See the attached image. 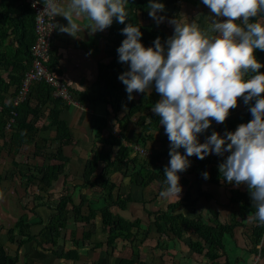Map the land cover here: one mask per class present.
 <instances>
[{
	"label": "trees",
	"instance_id": "16d2710c",
	"mask_svg": "<svg viewBox=\"0 0 264 264\" xmlns=\"http://www.w3.org/2000/svg\"><path fill=\"white\" fill-rule=\"evenodd\" d=\"M155 2L164 4V7L167 4H171L174 19L179 18L180 3L203 4L202 0H155ZM149 3L150 0H127L125 7L128 16L125 22L119 23L114 17L111 26L107 28V42L111 45V52L108 56V61L98 65L97 79L99 84H101L99 96L96 99H92L87 95V91L78 93V96H76L75 91L68 89L72 99L81 105L83 100L88 98L92 99V101L109 104L110 111L105 109V113L107 116L110 115L115 127L119 129V135L109 131L103 139L101 134L104 127L102 125L97 126L95 143L91 146L90 156L88 155L83 163L82 185L96 186L100 189L99 197L103 199L104 205L96 209L91 205L93 198L85 193H79L74 196L67 189L65 193L60 194V192H57L59 195H54L53 188L56 189L54 186H56L55 184L60 177L64 179L62 187L66 185V180L70 178L69 171L65 172V164L71 159L61 149L62 141L72 144V142L69 143L72 137L70 128L65 118L61 117V114L68 110L70 106L62 98L54 97L52 88L44 82L34 83L28 90L25 99L15 106L13 98L16 95L21 78L32 60L31 45L17 37L19 31L16 17L12 19L14 29H11L9 33L14 35L18 43L21 41L20 47L12 50L11 47L5 46L4 37H0V139H2L0 141V160L4 156L2 152L11 157V164L18 170L16 174L19 175L23 186L22 191H20L22 194L26 191L29 193L31 188L36 190L35 193L33 192L34 205L29 207L30 211L26 209V214H23V217L14 224L16 228L20 227V239L25 235L27 237L26 240L35 239L44 248H47L45 245L48 244L49 247L55 246L58 237L67 229L69 219H71L75 224L68 230L70 239L73 241L74 246H82L84 243H90L93 240L91 238L92 233L86 229L85 224L97 218L99 214L101 229L106 233V239L104 242L93 241V244H91L93 248H101L103 245L112 248L117 239L122 242H130L131 244L134 241V248H132L134 256L119 259V264H147L144 261H140L138 247L147 241L152 229L158 234L171 235V237L174 236L176 239H180L187 233H193L196 235V239H189L188 243L191 250L196 254H201L203 248L207 245L206 250L208 251L210 248L208 254L213 256L215 254V246L223 250L224 239L228 236L233 237L235 234L234 230L237 227H244L243 225L245 224L242 221L244 213L246 211L255 213L247 185L236 186L234 182L228 183L219 172V165L225 161L230 152H225L223 155L210 152L203 160L194 155V163L181 172L183 179L182 182L179 181V184L184 188L182 196L179 195L181 198L176 200L175 197H170L167 202L159 201L160 192L166 187L164 167H161V163L165 157L170 158V141L168 136H166L165 139L169 142L164 143V149L158 152L151 151L147 144L154 143V141L160 139L154 137L153 132L161 130L163 125L159 123L160 117L152 111V107L157 103V100L161 99V96L156 92L155 83L153 82L149 92L138 93L137 101L129 100L126 86L123 83H119L118 79V76L128 71L130 67V62H119V54L117 52L122 41L126 38L121 30L128 24L139 27L142 33L140 43L146 45L147 48H154L153 42L159 37L166 54V41L173 35L174 30L169 29L170 31H168V28L164 25L166 20L164 23H158L149 16ZM15 4L13 0H0V30L7 22L9 15L12 14L13 10L11 8L13 6L16 11ZM24 6L26 7L27 17L33 19L31 9L26 4ZM157 15L163 16L164 19L167 16L163 12H159ZM202 15L199 14L196 17L197 24L202 27L208 26L210 24L207 22L208 16L205 18L206 23H203L201 22V19L204 18ZM260 17H264V13L258 14L256 18H250L249 22H258ZM141 21L145 23L143 24ZM263 54L264 51L254 50V56L261 65H264V60L261 59ZM56 61L55 49L52 47L49 61L46 65L58 79L64 82L56 70ZM258 71L260 74H264V66ZM254 74L252 72L247 73L245 79L251 78ZM12 87L14 89L9 94L10 97L6 98ZM261 96H264V93ZM239 100H243V97L237 99V104H239ZM254 104L249 103L246 105L242 101V106L238 105L236 108L229 110V115L223 123L211 120L210 125H213V127H209L202 133L197 134V139L205 143L207 137L211 136L213 132L218 131L222 138L225 137L227 132H234L240 124H247L253 119L249 109ZM11 112H14V115ZM135 114L137 117L133 121L132 116ZM10 117H13L14 122L11 125L10 134L6 135L4 127ZM133 124L134 134L129 137V130L133 129ZM138 128L139 131L136 130ZM52 133L54 134L52 135ZM135 145H139L140 148L148 152L142 154L139 151H135L133 149ZM165 146L169 148L166 149ZM28 147L32 150L30 158L35 159L29 162L27 161L29 156H27L24 163H21V150L23 151V149ZM178 151L184 153L185 149L180 148ZM38 158L42 159L40 164L37 163ZM159 163L160 165H157ZM152 164L157 168L159 167L157 171L154 168L151 170L150 166ZM20 165L25 166V169H18ZM129 165L134 166V177L133 173L128 171ZM205 172L208 173V179L203 177ZM189 174H194L195 179L191 180ZM116 177L124 182L127 181V185L141 187L139 195L133 196L128 188L123 190L124 188L115 182ZM204 181L224 186L230 192L229 201L233 204L239 203L237 210L230 212L228 222H221L217 219L219 214L215 210L211 211V213L216 218L209 220L207 223L200 213L194 214V205L198 198L202 196L206 197V199L211 198V194L204 191L201 187ZM152 183L158 184V190L151 197L148 195V190ZM74 187L80 186L74 185ZM129 204H134V218L121 216L111 209V207L116 206L117 209L126 210ZM151 204L155 205L156 208L151 207ZM42 206L48 208L51 212L45 218L44 222L46 224L42 227V230L37 235H33L29 230L28 213H32L36 211L37 207ZM139 209L146 214L148 222H145L143 217L139 215ZM36 214H33L36 217L38 216V221L36 222L42 223L43 216H40L39 211H36ZM33 223L35 224V222ZM78 229H81V236L77 239L76 231ZM243 233L245 237L247 236L249 250L254 252L257 245L263 240L264 225H260L253 220V225L246 224ZM13 234V228L9 229L8 236H11L8 240L11 242L21 245L25 241L22 239L14 241ZM37 237H39L40 241H37ZM53 253L65 259H78L76 248L68 249L67 251L62 250L59 253L53 250Z\"/></svg>",
	"mask_w": 264,
	"mask_h": 264
},
{
	"label": "clouds",
	"instance_id": "9594fccd",
	"mask_svg": "<svg viewBox=\"0 0 264 264\" xmlns=\"http://www.w3.org/2000/svg\"><path fill=\"white\" fill-rule=\"evenodd\" d=\"M41 2L51 18L62 15L68 20L67 27H53L72 36L80 31L73 17L91 21L95 32L110 27L114 17L124 23L128 16L127 0H68L66 6L59 0H35L33 7ZM202 2L215 14L210 17L212 23L201 28L195 22L170 21L174 33L166 41V56L159 37L153 42L154 48H145L140 43L139 27L125 26L121 31L126 38L117 52L119 62H130V67L118 79L126 86L129 100L134 91L145 92L153 82L161 96L152 111L160 117L170 141V161L164 168L166 187L160 196L180 199L182 187L177 173L189 167L187 157L195 155L203 160L210 152H230L219 165V172L228 183L247 185L255 208L252 219L264 225V74L258 71L264 65L254 56L255 49L264 51V24L249 22L264 13V0ZM148 7L149 16L162 22L164 17L157 14L164 11V4L150 0ZM219 17L226 19L220 22ZM249 72L255 74L245 79ZM239 97L246 105L255 98L249 109L253 119L223 138L213 132L205 143H199L197 134L208 129L211 120L223 123L229 110L237 107ZM180 148L185 149L184 155ZM203 177L208 179V173Z\"/></svg>",
	"mask_w": 264,
	"mask_h": 264
},
{
	"label": "crops",
	"instance_id": "0c3cea01",
	"mask_svg": "<svg viewBox=\"0 0 264 264\" xmlns=\"http://www.w3.org/2000/svg\"><path fill=\"white\" fill-rule=\"evenodd\" d=\"M14 1L15 0H13V3H16L15 4L16 11L13 6V8H11V10H13L12 14L9 15L7 22L0 30V37H4L3 39L5 46L11 47L12 50L20 47L21 45V41L20 43H18L14 35L9 33L11 29H14L12 19L15 17L18 20L17 28L19 32L17 37L25 40V42L30 45H32L33 40L35 39L34 31H33L34 19L27 17L26 7L24 6L26 4L25 0H16V2ZM59 3L66 6L68 0H59ZM201 5L195 6L196 8H198V11L194 13V21H191V23L193 22L197 23L196 17L199 14H203L202 17H204L201 19V22L206 23L205 18L206 16H208L209 19H207V22L212 23L210 17H213L215 14L211 13L210 9L207 6L203 4ZM183 8L187 9V5H185V3H180V11L178 13L179 18L177 19L180 22L183 20L182 12H181ZM217 19L220 22H223L226 18L219 17ZM73 20L74 22L80 25V31L77 33L76 36H72L69 35L68 33L61 32L58 30V28H56L55 31L56 39L54 40L52 45V47L55 49V57L57 60L56 70L58 71V75L66 83L68 89L70 91H75L76 96H78V93L87 91L88 92L87 95H89V97L91 98L90 91H92L94 88L96 89V87L101 86V84H99L97 79L98 65L102 62L105 63L106 61H108V56L111 52V45L108 44L107 42L108 40L107 28L104 29L103 31L98 30L92 32L91 21L87 20L85 17H79V18L73 17ZM55 21H56V25H63L65 27L68 26V20L62 15H56ZM240 22L241 21H237V23ZM258 22L264 24V17L258 18ZM200 27L207 28V25H205L204 27L202 26ZM261 59L264 60V54L262 55ZM13 89L14 87L10 88L6 98L10 97L9 94H11ZM239 101L240 102L239 104H237V106L242 105V101L244 100H239ZM93 102L94 101H92V99L89 98L85 99L83 100L82 105L78 103L77 106L78 109L73 108L76 106H70L68 110L64 111L61 114V117L65 118L68 124L70 123L69 126L72 131L71 139L74 140L76 139L77 142V145L72 147L73 150L75 151L81 149L78 147V144H80L81 147L87 145L85 144L87 143V140H85V138L83 137L80 138V136H77V134L75 138L74 128L78 126V123L79 124L82 123L83 121H85L84 119H90V121L92 122V117L94 121L97 119H104L105 115L107 117L106 119H111L110 115L107 116L105 110L103 111L102 115L96 114L95 113L96 108ZM249 103H255V98ZM93 105L94 108L92 107ZM71 108L74 110H72ZM67 113L70 114V118H67L65 116ZM68 119H73V121L71 122ZM71 125H73L74 127L72 128ZM80 126L81 127L79 131H81V133H85L83 126L82 125ZM212 127L213 125H210V128ZM4 130H6L5 127ZM131 130L133 131L132 133L133 135L134 128L133 129L131 128ZM103 132H106L105 128H103L102 133ZM5 133L6 135H8L7 132ZM216 133L219 134L218 131H216ZM86 139H88V136L86 137ZM198 141L199 143L203 142V141L201 142L200 140ZM192 157L194 158V155ZM9 175L10 173L6 174L5 178H9ZM189 175H190L189 178L192 180L194 178L193 174H189ZM5 178L3 174H0V183L6 180ZM10 183L12 185L11 186L12 189L9 187L3 189L0 188V264H114L116 259H117L116 264H119V259L129 258V257H121L119 254V250H114V252L112 251L111 253H109V251H106L107 248L105 246H102L101 248H93V246L88 245V243H84L82 246H74L73 241L70 239L69 231L66 232L63 231L62 234L60 235V236L66 235V237L64 236L65 238L64 240L59 236L57 239V244L55 246L52 245L51 247L48 246L49 244L45 245L47 246V248L42 247V245H39L34 240L32 241L26 240L27 237L25 235L21 237L22 240H25L24 242H22L21 245L15 242H11L10 240H8L9 239L8 230L12 228L13 224L10 225L8 224L9 223L8 217L10 216V214L6 208V204L8 207L14 204H15L14 206L16 207L19 206V203L17 205L16 203H14L15 200L14 197L12 196V193H19L21 196L24 193L22 194L20 191L18 192L17 189L18 187H16V191H15L13 187L14 184L13 181H11ZM243 185L245 186L246 184ZM18 186L21 189H23L21 182H19ZM151 186L152 184L150 185V188ZM201 187L204 191L211 194V198L206 199V197L203 196L198 198V200L194 205V214L200 213L203 215V213L205 212L206 215H203V219L211 220V219H215L216 216L215 218H213L214 215L212 214L213 216L209 217L208 215L209 210L211 211L215 210L219 214L217 219H219L221 222H226V221L228 222L230 212L237 210L239 203L233 204L229 201L230 192L227 189H225L224 186L222 185L204 181L202 182ZM134 188L140 190L141 187L134 186ZM134 195L138 196L139 193L138 195L134 193ZM151 207H156V206L151 204ZM205 208L207 209L205 210ZM30 214L31 215L28 216L29 217L28 221L30 223V233L33 235H37L39 228L33 230L31 229V227L33 225L36 226V224H34L33 222L37 224H39V222H36L38 221V219L35 220L32 213ZM118 214L124 216L121 213ZM253 215L254 212L252 211L249 212L246 211L244 213V218L242 220L243 224H245L243 225L244 227H240V226L237 227L234 230L235 234L233 237L228 236L224 239L223 250L215 246L214 247L215 254L213 256L208 254L210 248L207 251L206 250L207 245L203 248V252L201 254H196L192 250H190V248H188L189 239L195 240L196 239L195 234L193 235L185 234L180 239H176L174 236L171 237V235L170 236L167 235L168 237L166 236V238L168 241L163 242L162 246H158L155 244L151 245L150 244L151 234H150L147 241L143 242L138 247L140 261H144L147 264H264V250H263L264 237L263 240L259 243V245H257L256 251L251 252L249 250L247 236L245 237V234L243 233V230L246 228V224L253 225V219H252ZM97 223H101V221ZM91 233H92L91 238L94 240L95 237L93 236V232ZM80 236H81V229H78L76 231V238L78 239L80 238ZM13 239L14 241L21 240L19 237L18 238L13 237ZM61 240H62V244H60ZM72 248L77 249L78 252L77 260L61 258L53 253V250L59 253L62 250L67 251L68 249H72Z\"/></svg>",
	"mask_w": 264,
	"mask_h": 264
},
{
	"label": "rangeland",
	"instance_id": "374dc122",
	"mask_svg": "<svg viewBox=\"0 0 264 264\" xmlns=\"http://www.w3.org/2000/svg\"><path fill=\"white\" fill-rule=\"evenodd\" d=\"M185 5H187V9L186 8H183L182 11H181L182 12V17H183V20L181 22L191 23V21H194V13H196L198 11V8H196L195 6H200L201 4L192 5V4H186L185 3ZM172 8L173 7H172L171 4L170 5L167 4L164 7V11H163V13L165 15H167V16H166V18L162 22L164 23V21L166 20L164 25L168 28V31L174 30V24L170 23V21L175 20L173 18L174 12H173ZM141 23L144 24L145 22L144 21H141ZM142 45L145 48H147L146 45H144V44H142ZM164 55L166 56L165 53H164ZM119 83H122V82L119 80ZM100 87H96V89L94 88L92 91H90V94H91V98L92 99H96L97 96H99ZM151 88H152V86H150L149 89L146 90V91L149 92ZM138 95H139L138 92L134 91L132 93V96L134 97L133 100L137 101ZM156 102H158V100ZM93 103H94L95 108H96L95 109L96 110V112H95L96 114L102 115L103 114V111L105 109L110 110V105L109 104H106V103L100 102V101H94ZM94 105L92 106L93 108H94ZM241 106H239V107H241ZM73 108L78 109L77 107H73ZM72 110H74V109H72ZM68 113H69V111H68ZM68 113L65 116L67 118H70V114H68ZM136 117H137V115L135 114L133 116V118H134L133 121H135ZM106 118L107 117L105 115L104 116V119H97L98 121L97 120L94 121V119H92V122H91L90 119H84L85 121H83L80 124L78 123V126L76 128H74L75 138H76V134H77V136H80V138L83 137V138H85V140H87V143H85V144H87L86 146H82L81 147L80 144H78V147L81 148L80 150L78 149V151H75V150L72 151V147L74 145L75 146L77 145L76 139L74 140V139H71L72 137L70 138L71 140L69 141V143L72 142V144H68V143H66V141H62L61 149L63 150L64 154L67 155V156H69L70 159H71V160H69V162L67 164H65V172L69 171L70 178H68L66 180V185L64 187H62L63 186L62 183H63V180L64 179H63V177H60L59 181L56 182V184H55L56 186H54V187H56V189L53 188V192H54V195L55 196H58L59 195L57 192H60V194L61 193H65V192H67V189H68V191L71 192V193H73L74 196H76V194H79V193L88 194L90 197L93 198V203L91 205L95 209L96 208H99V207H102L104 205L103 199L102 198H99V193H100L99 192V190H100L99 188H97L96 186L91 187V186H83L82 185L81 173H82V168H83L84 161H86L88 155L90 156V153H91L90 152L91 145L93 143H95L94 136H95V132L97 130V126L102 125V127H104L106 129V132H103L101 134L103 136V139L106 137V135H107V133L109 131L113 132L115 135H119V129L115 127V123L113 122V120L112 119H106ZM68 120H70L71 122L73 121V119H68ZM80 120H82V119H80ZM86 121H88V122H86ZM13 122H14V119H9L5 123V129L7 131L4 130V132H7L8 135L10 134L9 131H10V128H11V125H12ZM84 122H85V124H84ZM9 123H10V126L8 128L7 125ZM69 124L67 123L68 127L70 128ZM80 125L83 126V129L85 130V133H81V131H79L80 130V127H81ZM131 126H132V124H131ZM71 127L73 128L74 126L71 125ZM133 128H134V124H133ZM136 130L139 131V128L136 129ZM70 131H71V128H70ZM53 134L54 133H52V135ZM153 134H154V137L160 138V139L154 141V143H148L147 146H148V148L151 151L158 152L161 149H164L163 144L167 142L166 141L167 139H165L166 136H167V134L165 133L164 126H163V128L161 130L154 131ZM87 136H88V139H86ZM0 141H2V139H0ZM165 148L168 149L169 147L168 146H165ZM30 149L31 148L28 147V148L23 149V151L21 150V156H20L21 163H24V161H25V159H26L27 156H29V157H27L28 158L27 161H29V162H30V160H34L35 159V158H30L32 156V150H30ZM3 154H4V156H2V159L0 160V168H1L0 169L1 170L0 171V174H3L4 175V178H5L6 174L10 173V175H9V178H5L6 180H4V181H2V183H0V188L3 189V188L9 187V188L12 189V187H11L12 185H11L10 182L13 181V183H14L13 184L14 190L16 191V187H18L17 188L18 189V192L19 191H22V189L18 186L19 185V182H20L19 175L18 176L16 175V171H18V170L12 166L11 161H10L11 157L9 156L10 157L9 158L8 155H6L5 152H3ZM180 154L181 155H184L185 153H181L180 152ZM38 159L39 160H37V163L40 164L42 159H40V158H38ZM187 159L189 160V166L194 163V160H193V157L192 156L191 157H187ZM163 160L165 162L163 161L161 163V167H164L165 168V166H168V163L170 161V158L165 157ZM157 165H160V163L157 164ZM20 168L24 170L25 169V166L20 165V167H18V169H20ZM150 168H151V170L154 168L157 171L159 167L157 168L156 166H154V164H152L150 166ZM128 171H129V173L132 172L133 173V177H134V166L129 165L128 166ZM177 175L179 176V181L182 182L183 177H181V176H183V175L181 174V172L177 173ZM193 176L195 177L194 174H193ZM117 177L115 179V182L118 185H120L122 188H124L123 190H126L125 188H128V190L131 192V194L133 196H134V193L137 194V195H138V193H140V190H138L137 188H134V185L133 186H131L130 184L127 185V181L124 182L122 179L120 180ZM14 178H15V180H14ZM113 178H115V177H113ZM74 185L75 186H80V187H74ZM180 186L182 187V192L179 195L182 196L183 189L184 188H183L182 185H180ZM61 187H62V189L59 190V188H61ZM157 187H158V184H156V183L153 184L152 183L151 188H149V190H148V192H149L148 195L152 197L155 193H157V190H158ZM34 190L35 189H32L31 188L30 191H29V193L26 191L22 196L19 193H12V196L14 197V200H15L14 203H16V205L19 203V206L20 207L17 206L19 208H17L16 206H14L15 204L12 205V206H10V207H12V208H10L6 204V208H7L8 212H9V214H10V216L8 217L9 218V223L8 224L9 225L10 224H13L12 225V228L14 230V234H13L14 235L13 236L14 238H18L19 235H20V227L16 228L14 226V224L23 217V214H26L25 213L26 212V209L29 210V207L34 205L33 204V192L34 193L36 192V190L35 191ZM142 193H143V191H142ZM43 195L46 196L45 193H43ZM158 199L161 202H167L168 199H170V197L169 198H162L161 196H159ZM23 206L26 207V208H24ZM154 208H156V207H154ZM111 209L114 212L121 213L125 217L134 218V205H132V204L130 206H128V209L123 210V211L121 209H119V208L117 209L116 206L111 207ZM206 209L207 208H205V210ZM36 211H39L40 212V216H43V221H42V223L40 222L39 224L35 223L36 226L33 225L31 227V229L34 230V229H38L39 228V231L38 232H40L42 230V227H44V225L46 224V222H44L45 218L48 216V214L51 211L48 208L44 207V206L37 207ZM36 211H34V212L31 211V212H32V214L37 215L36 214ZM209 213H208L209 217L210 216H213L212 213H211V210H209ZM28 214H29V216L31 215L30 213H28ZM139 214H140V216L143 217V220L145 222H148V218H146V214L143 213V211L141 209H139ZM35 215H33V216H34V219L36 220L38 216L36 217ZM203 215H206V213L204 212ZM213 218H215V215L213 216ZM99 219H100V217H99V214H98L97 215V218H94V220H92L88 224H85L86 225V229L89 230V231H91V232H93V236L95 237L94 240H91L90 243H88V245L93 244V241L101 240L102 242H104L105 239H106V233L102 231V229H101V223H97V222L100 221ZM205 222L207 223V222H209V220L206 219ZM74 224L75 223L71 219H69L67 229H65L64 232L70 230L74 226ZM29 230H30V228H29ZM150 234H151V240H150V244L151 245L155 244V245H158V246H162L163 245V242L168 241L167 238H166L167 235L158 234L154 229H152L150 231ZM187 234L188 235H193V233H187ZM10 236L11 235H9L8 238ZM64 236L66 237V235H64ZM64 236H60V237L64 240L65 239ZM36 239H37V241H40L39 237H37ZM33 240L35 241V239H33ZM30 241H32V240H30ZM60 244H62V240H61ZM103 246H105L107 248L106 251H109V253H111L112 251L114 252V250H119V254H120L121 257H133L134 256V254L132 252V248H134V241L131 244L130 242H122V241H119V239H117V242L115 243L114 247L110 248V247H107L106 245H103ZM188 248H190V247H188ZM190 250H191V248H190ZM116 263H117V259L115 260L114 264H116Z\"/></svg>",
	"mask_w": 264,
	"mask_h": 264
},
{
	"label": "built area",
	"instance_id": "2783aa9c",
	"mask_svg": "<svg viewBox=\"0 0 264 264\" xmlns=\"http://www.w3.org/2000/svg\"><path fill=\"white\" fill-rule=\"evenodd\" d=\"M25 2L33 13L35 39L30 47L32 55L31 64L21 78L14 104H18L25 99L28 90L34 83L44 82L52 88V95L54 97L62 98L68 105L77 107L78 103L72 99L66 83L58 79L46 65L49 61V54L53 42L56 39V28L53 27V25H56V15L51 18L47 12H44V4L42 2L36 3L35 7H33L35 0H25ZM9 126L10 123L7 127L9 128ZM133 149L142 154L148 152L140 148L139 145L133 146Z\"/></svg>",
	"mask_w": 264,
	"mask_h": 264
},
{
	"label": "water",
	"instance_id": "95a60500",
	"mask_svg": "<svg viewBox=\"0 0 264 264\" xmlns=\"http://www.w3.org/2000/svg\"><path fill=\"white\" fill-rule=\"evenodd\" d=\"M132 133H133V131L130 130L128 136L131 137L132 136Z\"/></svg>",
	"mask_w": 264,
	"mask_h": 264
}]
</instances>
